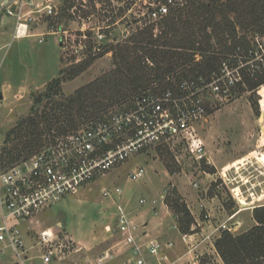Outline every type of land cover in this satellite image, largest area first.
Segmentation results:
<instances>
[{"label":"rangeland","instance_id":"374dc122","mask_svg":"<svg viewBox=\"0 0 264 264\" xmlns=\"http://www.w3.org/2000/svg\"><path fill=\"white\" fill-rule=\"evenodd\" d=\"M54 2L58 9L56 16L41 21L38 26L40 30L51 28L59 33L44 36L43 42H38V37L34 35L11 39L14 19L0 11V84L8 82L14 90L19 83L21 87L16 93L11 89L2 101L0 158L10 156L16 159L0 165V172L26 157L28 150L32 148L28 146L22 152H17L13 147L20 140L24 142L28 138L20 139L13 133L6 140L7 133L13 128L19 130L26 127L31 118L40 115L45 106L53 103L45 100L39 105L34 104L35 99L45 92L50 81L59 79L54 87V91L58 93L55 96L57 100L74 97L79 89L114 68L113 50L110 48L127 39L124 37L125 29L130 31V35L142 29L135 23V10L131 9L134 0ZM247 12H243L244 18L240 17L243 28L237 26L236 31L238 36L250 42L249 56L242 57L243 62L238 61V65L231 66L230 62L227 64L234 83H229L226 93L208 97L207 118L199 125V133L204 138L212 159V163L206 165L210 169L213 167L214 171L210 172L202 165L201 168L209 174L199 172L198 165L183 153L180 154L178 163L174 153L165 146H150L133 154L105 176L82 187L76 194L61 198L42 212L35 228L52 230L53 264H127V248L120 242V235L108 230L112 203L110 199L102 197V186L120 185L125 198L130 199L131 210L135 209V214L138 207L143 210L150 209L152 199H156L160 206L163 205L162 198L164 200L166 197L165 204L181 211L180 216L185 217L182 213L185 212L187 202L196 196L197 202L203 198L208 202V198L214 197L213 202L221 207L220 217L224 213L239 211L234 219L239 224L231 229L233 234H240L257 225L254 210L264 206V83L250 90L241 83L240 73L237 71L244 66L243 69L255 75L264 72V36L253 31L251 15L245 18ZM226 15L235 21L233 12ZM217 19L220 17L217 16ZM97 31L104 33L102 39L106 43L98 52L93 50L97 43ZM152 31L154 35L160 33L158 26H153ZM201 59L199 54H195V60ZM78 66H82V69L77 72ZM61 70L62 73H59ZM195 76L191 72L186 74L185 79H194ZM260 116H263L262 121L259 120ZM85 121L77 115L75 107L68 123L60 122L57 126L67 129L83 125ZM39 126L47 127L44 122ZM57 134L58 131L53 129L42 138L48 139ZM136 165H143L146 173L142 178L133 180L130 170ZM193 182H197L198 186H194ZM237 188L239 191L235 190ZM140 197L145 198V203H138ZM166 206L172 220H176V215ZM199 209L203 217L204 211L201 207ZM170 223L171 219L161 216L159 222L152 223L151 228H143L142 233L161 240H176L174 253H171L175 255L184 252L186 248L184 243L183 245L178 242L177 235L167 233ZM195 240L196 244L198 239ZM214 240L212 245L198 240L196 246L200 264H217L218 254L211 252L215 250ZM26 243L30 245L33 242L27 238ZM35 253L36 247H33L27 256ZM18 262L12 248L0 242V264ZM25 264L41 262L40 259L32 257L25 260Z\"/></svg>","mask_w":264,"mask_h":264},{"label":"built area","instance_id":"2783aa9c","mask_svg":"<svg viewBox=\"0 0 264 264\" xmlns=\"http://www.w3.org/2000/svg\"><path fill=\"white\" fill-rule=\"evenodd\" d=\"M186 2L134 0L131 9L135 10V23L141 28L157 27L163 18ZM0 11L14 19L11 39L34 35L38 42H43L44 36L59 33L51 28L40 30L38 26L41 21L56 16L58 9L54 0H2ZM129 35L130 31L125 29L124 37ZM95 38L97 43L93 50L98 52L106 44L102 39L104 33L97 31ZM227 68L223 62L219 72H213L210 79L182 80L179 91H144L132 107L110 110L103 118L54 135L40 149L0 172V242L12 248L19 260L16 264H25V260L32 257L40 259L41 264H53V232L50 228H35L42 212L150 146L168 147L178 163L183 153L198 165L199 172L209 174L201 168L203 163L211 162L199 125L207 118L208 97L226 93L229 83H234ZM3 100L0 91V111ZM145 173L143 165H136L130 170V177L140 179ZM193 185L198 186L197 182ZM100 192L112 203L108 230L120 235V242L127 248V264H175L170 256L175 242L142 233L144 223L131 210V201L125 198L120 185L102 186ZM138 203H145V198H138ZM150 203H156V199ZM199 206L204 211V219L212 217L204 203ZM238 212L227 214L215 228L219 233L214 239L223 230L234 229L231 225L236 222ZM193 224L191 232H181L177 221L175 224L187 252L193 251L198 243L195 244L196 227ZM27 238L33 243L27 245ZM33 247H36V253L27 256Z\"/></svg>","mask_w":264,"mask_h":264},{"label":"trees","instance_id":"16d2710c","mask_svg":"<svg viewBox=\"0 0 264 264\" xmlns=\"http://www.w3.org/2000/svg\"><path fill=\"white\" fill-rule=\"evenodd\" d=\"M244 11H248L245 18L252 17L253 31L264 36V0H187L184 6L175 9L158 23L159 35H154L153 26L149 25L131 34L123 43L113 45L110 50H113L114 68L79 89L74 97L57 100L55 96L58 93L54 87L59 79H52L34 104L39 105L45 100L53 103L34 117L38 120L31 118L26 127L9 130L6 140L13 133L17 138H28L24 142L20 140V146L17 143L13 147L17 152H22L31 146L27 156L43 146L47 139L42 136L46 132L56 129L58 134H63L79 127L64 129L57 126L60 122L68 123L75 107L77 115L83 117L86 123L103 118L110 110L132 107L144 91H179L178 85L188 73L194 72V79L208 75L210 79V74L218 73L223 62H230L231 66L238 65V61L242 63L241 59L249 56L250 50V42L238 36L236 31L237 26H244ZM228 12L235 14V21L227 17ZM195 54L202 59L195 60ZM78 67L77 72L82 66ZM243 68L237 72L240 73L241 83L250 90L264 83V72L255 75ZM42 122L46 123L47 129L39 126ZM14 159L16 157H2L0 165ZM202 165L210 172L214 171L213 167L210 169L205 163ZM166 205L169 206L168 203ZM169 207L176 215L179 230L193 231L191 225L194 218L188 206L182 213L185 217L180 216L181 211ZM254 218L257 225L247 231L233 234L230 230H223L214 240L215 250L225 264H264V206L254 210Z\"/></svg>","mask_w":264,"mask_h":264},{"label":"crops","instance_id":"0c3cea01","mask_svg":"<svg viewBox=\"0 0 264 264\" xmlns=\"http://www.w3.org/2000/svg\"><path fill=\"white\" fill-rule=\"evenodd\" d=\"M13 32V31H12ZM20 86V83L17 85L16 89L14 90L13 87L8 83V82H3L0 84V91L3 93L4 95V99H6L7 95H8V92L13 91V93H16V91L21 88L19 87ZM207 154H208V158L210 160V162L212 163V159L207 151ZM215 166V165H214ZM217 167V166H216ZM236 191H239V189H235ZM237 193V192H236ZM238 194V193H237ZM239 195V194H238ZM197 197V196H196ZM196 197L190 201V202H187V206L194 218V224L193 226L196 227V235H195V238L198 239V240H202V242H209L213 243L212 240H214V238L218 235L219 233V230H215V228L225 220L226 216H227V213H224L221 214L223 215L222 217H220V205L218 204H215L213 201H214V197L212 198H208V202L205 201V199H201L199 200V202H197L196 200ZM200 197V196H199ZM198 197V198H199ZM202 197V196H201ZM242 203H244L245 201H241ZM200 203H204L208 210H210L211 214H212V217L209 218V219H204L203 217H201V211H200V207H199V204ZM162 204L163 205H159L157 202L154 203V204H150V209H144L143 208H137L136 209V215H137V218L139 221L143 222L144 223V227L143 228H151V224L152 223H155V222H159V220L161 219V216H164L166 219L167 217L169 219H171V223L169 224L168 226V231L167 233L169 235H174L176 236L177 235V238H178V242H181V244H183V242L181 241L180 239V232L179 230L177 229V227H175V224H176V221L175 219L172 220L171 218V214H170V211L168 209V207L166 206V204L164 203V201H162ZM164 206V207H163ZM165 208V210H163ZM142 209V210H141ZM135 211V209H134ZM161 211H162V214H161ZM206 235H209V237H206ZM171 238V237H170ZM164 240H168L167 239H164ZM170 240H173V239H170ZM197 240V241H198ZM175 242V246L177 245V241L176 240H173ZM211 241V242H210ZM184 245V244H183ZM197 246H198V243H197ZM195 247V249L191 252H187V246L184 245V247L186 248L184 252H180L178 254H175V255H172L171 253H174V248L171 250L170 252V256H171V259L172 260H175V264H200V256L199 254H197V249L198 247ZM215 248H213L214 250ZM211 252H216V250L214 251H211ZM217 253V252H216ZM217 260V264H225L222 259L219 257L218 255V258H216ZM16 264V263H15Z\"/></svg>","mask_w":264,"mask_h":264},{"label":"water","instance_id":"95a60500","mask_svg":"<svg viewBox=\"0 0 264 264\" xmlns=\"http://www.w3.org/2000/svg\"><path fill=\"white\" fill-rule=\"evenodd\" d=\"M259 120L262 121V120H263V116H260ZM238 224H239L238 222H235V223H233L231 226H232L233 228H235Z\"/></svg>","mask_w":264,"mask_h":264}]
</instances>
